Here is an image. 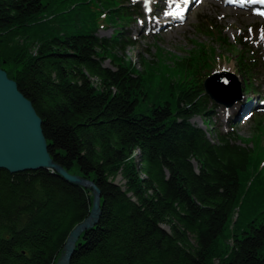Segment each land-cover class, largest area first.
I'll return each instance as SVG.
<instances>
[{"label": "trees", "instance_id": "obj_1", "mask_svg": "<svg viewBox=\"0 0 264 264\" xmlns=\"http://www.w3.org/2000/svg\"><path fill=\"white\" fill-rule=\"evenodd\" d=\"M134 10L129 0H0V67L20 61L7 74L42 119L51 157L101 193L70 264H264L260 141L192 123L212 121L204 51L166 70L115 60L136 42L99 27L130 24ZM18 40L30 45L11 56ZM252 55L239 59L251 79ZM91 204L90 188L49 169H0V264H55Z\"/></svg>", "mask_w": 264, "mask_h": 264}, {"label": "rangeland", "instance_id": "obj_2", "mask_svg": "<svg viewBox=\"0 0 264 264\" xmlns=\"http://www.w3.org/2000/svg\"><path fill=\"white\" fill-rule=\"evenodd\" d=\"M220 1H192L186 18L173 22H169L170 18L161 19L165 10L169 8L168 0H150L152 3L150 8L145 7L146 3L143 0L134 1L133 12L136 16L132 17L130 24L122 22L120 26H100L98 36L113 38L120 34L119 36L129 37L135 41L134 47L130 46L126 50L118 48L115 51V60L130 59L139 70H143L144 62L148 61L163 70L172 69L176 67L178 60L183 61L190 56L198 57L202 51L206 55L200 56L199 59L203 57L209 61L207 66L204 65L202 74L209 76L214 72H222L224 65L233 64L236 71L233 70L232 73L237 76L244 91V106L242 108L238 106L229 113L230 108L210 101L208 108L212 121L200 116L192 118L191 121L203 129H206L205 122L208 121L213 134L215 128L224 132L233 131L241 144L246 141L255 143L258 139L259 146L264 149V39L261 38L264 36V15L257 11L256 6L250 7L253 11L251 14L248 8L224 5ZM149 9H152L151 13L148 12ZM155 23L157 24L154 25ZM21 44L30 45L25 40H18L14 43L15 49L9 54L16 56ZM245 49L248 50L247 53ZM249 51L255 57L253 63L246 66L247 69L256 67L252 79L245 74L244 68L239 64L240 57L248 55ZM32 54H35L34 49ZM6 62L5 66L0 67L6 73L8 70L16 71L21 67L18 59ZM114 63L116 62L107 60L106 66L113 67ZM180 74L184 75L185 72ZM178 78L182 79V76L176 75L175 80ZM247 107H253L254 110L249 113ZM139 154L140 151L137 150L131 162H138ZM115 182L124 185V176L119 175ZM238 217L239 214H235L234 220ZM163 227L169 230L168 226ZM237 230L244 231L245 226H240ZM229 234H232L231 226ZM226 244L229 250L232 245L231 239ZM219 261V258L213 259L214 264H218Z\"/></svg>", "mask_w": 264, "mask_h": 264}, {"label": "water", "instance_id": "obj_3", "mask_svg": "<svg viewBox=\"0 0 264 264\" xmlns=\"http://www.w3.org/2000/svg\"><path fill=\"white\" fill-rule=\"evenodd\" d=\"M204 88L214 102L232 107L242 99L236 77L229 72H216L206 78ZM0 169L21 172L49 169L66 181L90 188L92 204L89 215L68 234L55 264H70L83 232L93 228L101 214V193L92 180L69 173L57 164L48 150L42 119L31 101L19 90L14 79L0 68Z\"/></svg>", "mask_w": 264, "mask_h": 264}, {"label": "bare ground", "instance_id": "obj_4", "mask_svg": "<svg viewBox=\"0 0 264 264\" xmlns=\"http://www.w3.org/2000/svg\"><path fill=\"white\" fill-rule=\"evenodd\" d=\"M145 1V0H144ZM192 0H168V6H169V9H166L164 14L162 15L161 19H166V18H170V16H173L175 19L177 18H181L186 12H187V9H186V6L189 2H191ZM249 1V4H251L250 6H245V8H248L250 9L251 6H254L255 3L257 4H261L264 6V3H260V2H252V0H248ZM247 0H240L239 2H247ZM222 4L224 3L225 5H228L227 2H225V0H221L220 1ZM217 3V2H216ZM182 4L183 7H179L180 5ZM218 4V3H217ZM148 5V7H150L149 5V1L147 0V4L146 6ZM225 7H228V6H225ZM167 11V12H166ZM166 13H173L172 15H167ZM250 13L252 14L253 11H251L250 9ZM263 13H264V10H263ZM159 23V21H158ZM157 23H155L154 25H156ZM223 70H227V71H236L235 68H234V65L233 64H226L222 67ZM233 71V72H234ZM233 111V109H230L228 112L231 113Z\"/></svg>", "mask_w": 264, "mask_h": 264}, {"label": "snow or ice", "instance_id": "obj_5", "mask_svg": "<svg viewBox=\"0 0 264 264\" xmlns=\"http://www.w3.org/2000/svg\"><path fill=\"white\" fill-rule=\"evenodd\" d=\"M252 2H260V3H264V0H252ZM145 3L147 4V0H145ZM167 15H172L173 13H166ZM261 15H264V13H260ZM251 31V30H250ZM262 39H264V36L261 37Z\"/></svg>", "mask_w": 264, "mask_h": 264}]
</instances>
